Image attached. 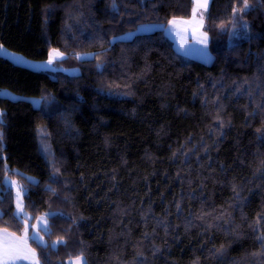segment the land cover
I'll list each match as a JSON object with an SVG mask.
<instances>
[{
	"label": "trees",
	"instance_id": "1",
	"mask_svg": "<svg viewBox=\"0 0 264 264\" xmlns=\"http://www.w3.org/2000/svg\"><path fill=\"white\" fill-rule=\"evenodd\" d=\"M244 2L210 0L206 64L163 29L112 41L192 0H0V45L80 70L0 56L22 96H0V227L21 231L10 174L47 214L41 264H264V0Z\"/></svg>",
	"mask_w": 264,
	"mask_h": 264
},
{
	"label": "rangeland",
	"instance_id": "2",
	"mask_svg": "<svg viewBox=\"0 0 264 264\" xmlns=\"http://www.w3.org/2000/svg\"><path fill=\"white\" fill-rule=\"evenodd\" d=\"M199 0H192L193 3V8L191 12V16L189 18H174L178 21L180 20H185V21H191L193 17V9L196 8L197 3ZM209 3L210 0H208V5L207 9L203 8H197L196 9V15H197V23L196 24H190V25H183L180 24L177 27H173L170 23H168L167 26H165L163 23L160 22H144V23H139L135 28L132 30L125 32L123 34H120L114 38H112V41L114 40H129L135 37L138 34L142 33H150L155 30L164 28L165 34H167V37L173 42L174 47L176 51L184 56L185 58L188 59H197L203 63H210L212 61L213 55L210 52L209 49V36L207 34V41L202 42V34L206 32L205 30V22H206V17H207V10L209 8ZM203 16V21H200V16ZM173 20V19H172ZM171 21V20H170ZM169 21V22H170ZM165 26V27H164ZM229 43H232L230 41ZM2 46L3 49L6 51H0V56L5 57L12 62L33 69V70H40V71H48L52 74H54L57 71H62L68 75H76L80 72L78 67H71L69 65H66V59L67 55L60 51L57 48H51L48 52V55L45 59L42 60H34L31 59L24 54H21L19 52L13 51L9 48H7L4 45ZM58 52L60 53L59 56H54L53 52ZM93 57V53L91 52H83V53H78L77 58L79 60L82 59H90ZM52 58V63L49 64L48 61L49 59ZM0 96L7 97L10 99H18L21 98L22 96L13 93L12 91L5 89V88H0ZM32 101V103L35 106H38L40 104V99L35 98V97H29L27 98ZM0 119H1V111H0ZM30 179L35 180V178L30 177ZM3 182L6 187L11 188L12 193H13V199H14V214L18 218L17 213V186L22 190L21 193V204L23 206V213H20L21 216H23V219H20L21 222V231L16 232L14 230H11L6 227H0V235H2L5 231L8 233L12 234L13 236L23 238L24 237V232H25V224L27 223L28 227V246L33 249L38 257L37 250L35 246L33 245V242L37 243L35 240L32 239L33 233L35 232L36 235L38 236L40 240V245H46L48 244V239L46 238V233L48 231H42L40 230L43 220L46 218L47 219V214H41L35 219H32V216L25 210L24 208V194H25V187L23 184L16 178L13 177L10 174L5 175L3 178ZM15 182V183H13ZM1 213V211H0ZM48 229V219H47V225ZM58 241H62L59 242ZM60 243H63L62 239H57L54 241H51L50 244L53 248H56ZM39 258V257H38ZM40 264L41 260L39 259ZM75 261H71L70 263L74 264ZM82 264L83 261L81 260ZM15 264H29L28 261L25 260H19L16 261Z\"/></svg>",
	"mask_w": 264,
	"mask_h": 264
},
{
	"label": "snow or ice",
	"instance_id": "3",
	"mask_svg": "<svg viewBox=\"0 0 264 264\" xmlns=\"http://www.w3.org/2000/svg\"><path fill=\"white\" fill-rule=\"evenodd\" d=\"M207 5H208V0H199V2L196 5V8L193 9V17L191 21H185V20L178 21L176 19H173L169 23L173 27H177L180 24H183V25L193 24L194 25L197 23L196 9L197 8L207 9ZM243 8L244 9L248 8L247 0H245L243 4ZM199 19L202 22L203 16L201 15ZM206 41H207V32H204L202 34V42L206 43ZM0 51H6V50L3 49L2 46H0ZM53 55L59 56L60 53L54 51ZM52 62H53L52 58H50L48 63L51 64ZM0 139H2V134H0ZM21 193H22V190L19 188V186H17V209H18L17 216L18 218L23 219L24 217L20 215V213H23V206L20 202ZM46 225H47V219L45 218L43 220V224L40 230L48 231ZM28 239L29 237H28L27 223L25 224V232H24L23 238L13 236L7 231H5L2 235H0V264H15V262L19 260L28 261L29 264H40V261H39V258L37 257L36 252L28 246ZM32 239L35 240L38 245L40 244V240L35 232L33 233ZM59 242H62V241H58V243ZM74 264H82V262L80 259H77L74 262Z\"/></svg>",
	"mask_w": 264,
	"mask_h": 264
},
{
	"label": "crops",
	"instance_id": "4",
	"mask_svg": "<svg viewBox=\"0 0 264 264\" xmlns=\"http://www.w3.org/2000/svg\"><path fill=\"white\" fill-rule=\"evenodd\" d=\"M167 25H168V24H166L165 26H167ZM165 26H164V27H165ZM162 29L164 30V28H162ZM164 32H165V30H164ZM166 35H167V34H166ZM212 59H213V58H212Z\"/></svg>",
	"mask_w": 264,
	"mask_h": 264
}]
</instances>
